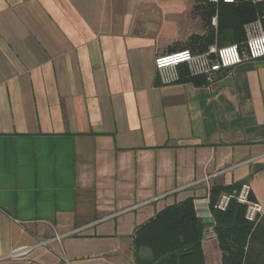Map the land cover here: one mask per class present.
I'll list each match as a JSON object with an SVG mask.
<instances>
[{"label":"crops","instance_id":"0c3cea01","mask_svg":"<svg viewBox=\"0 0 264 264\" xmlns=\"http://www.w3.org/2000/svg\"><path fill=\"white\" fill-rule=\"evenodd\" d=\"M208 26L196 0H0V264H135L136 229L189 197L212 217L214 184L264 206V58L155 67Z\"/></svg>","mask_w":264,"mask_h":264},{"label":"trees","instance_id":"16d2710c","mask_svg":"<svg viewBox=\"0 0 264 264\" xmlns=\"http://www.w3.org/2000/svg\"><path fill=\"white\" fill-rule=\"evenodd\" d=\"M196 7L209 22L212 15L219 17L217 29L207 27L200 36L202 52L214 43L239 44L246 39L245 25L264 15L261 1L242 0L236 3H211L196 0ZM191 51H194L191 49ZM247 181L231 184H214L210 188V208L213 226L222 253V264H264V216L257 222L246 219V205L232 198L226 210H218L215 204L223 193L237 194ZM250 198L255 200L252 191ZM194 198L169 205L140 225L133 236L135 264H206L198 226Z\"/></svg>","mask_w":264,"mask_h":264},{"label":"built area","instance_id":"2783aa9c","mask_svg":"<svg viewBox=\"0 0 264 264\" xmlns=\"http://www.w3.org/2000/svg\"><path fill=\"white\" fill-rule=\"evenodd\" d=\"M211 3H236L242 0H208ZM248 1V0H246ZM254 2L264 0H253ZM211 23L218 24L217 16H213ZM246 39L241 47L239 44H227L223 46L212 45L207 51L194 53L190 49L166 53L156 57L155 67L164 83H171L180 79L178 67L186 65L192 75L204 76L208 80H214L226 70L232 69L246 59L257 60L264 58V15L245 25ZM251 187L244 183L237 194L223 193L215 204L218 210H226L231 199L235 198L239 203L246 205V219L257 222L264 216V206L250 198ZM206 238L216 237L213 224H209ZM26 251L30 247H23Z\"/></svg>","mask_w":264,"mask_h":264},{"label":"water","instance_id":"95a60500","mask_svg":"<svg viewBox=\"0 0 264 264\" xmlns=\"http://www.w3.org/2000/svg\"><path fill=\"white\" fill-rule=\"evenodd\" d=\"M213 223H214V218L213 217L199 219L198 226H199L200 232L202 233V231H203V225H205V224H213Z\"/></svg>","mask_w":264,"mask_h":264},{"label":"rangeland","instance_id":"374dc122","mask_svg":"<svg viewBox=\"0 0 264 264\" xmlns=\"http://www.w3.org/2000/svg\"><path fill=\"white\" fill-rule=\"evenodd\" d=\"M209 240H210V239H209ZM209 240L206 239V241H209ZM209 243H211V242H209ZM209 245H210V244H209Z\"/></svg>","mask_w":264,"mask_h":264}]
</instances>
